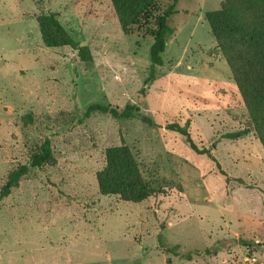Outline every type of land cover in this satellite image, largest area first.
<instances>
[{"label":"rangeland","instance_id":"rangeland-1","mask_svg":"<svg viewBox=\"0 0 264 264\" xmlns=\"http://www.w3.org/2000/svg\"><path fill=\"white\" fill-rule=\"evenodd\" d=\"M221 2L177 3L175 32L151 75L152 39L125 36L109 0H0V190L46 139L52 148L0 199V264H264V149L252 133L224 138L248 117L204 18ZM50 13L90 47L92 63L44 45L37 17ZM95 103L139 108L154 125L135 111L83 119ZM171 124L187 126L226 176ZM123 143L164 193L141 203L99 194L105 150ZM161 246L199 255L188 261Z\"/></svg>","mask_w":264,"mask_h":264},{"label":"trees","instance_id":"trees-1","mask_svg":"<svg viewBox=\"0 0 264 264\" xmlns=\"http://www.w3.org/2000/svg\"><path fill=\"white\" fill-rule=\"evenodd\" d=\"M117 22L125 36L138 35L153 41L150 51L151 75L155 67L163 65L162 54L174 29L170 19L177 14L176 5L180 0L165 4L161 0H109ZM205 21L210 27L217 49L226 59L233 81L243 99L248 117V126L242 130L224 135L232 141L253 134L264 149V0H222L220 8L205 13ZM41 37L47 48L70 47L77 51L82 62L93 61L90 47L76 41L57 18V14L37 17ZM151 78V77H150ZM140 115V109H119L111 105L95 103L88 106L83 119L93 113L110 114L115 119H128ZM142 117V116H141ZM25 125L33 123V116L22 117ZM82 121V119L80 120ZM142 121L153 126L151 120L142 117ZM168 130L184 137L190 148L199 155L216 159L210 149H198L189 136L188 128L177 124L168 125ZM52 156L50 140L46 139L37 153L32 154L28 165H19L10 171L6 183L0 190V199L10 196L33 168L41 169ZM221 169L220 164L217 162ZM221 173L226 176L225 171ZM99 194L117 196L122 201L141 203L154 195L164 193L156 181L147 180L140 172L139 164L130 147L123 143L105 150V166L96 173ZM229 180V179H228ZM241 182V180H237ZM164 254L191 261L199 252L184 253L178 246H161ZM206 255L217 254L211 249ZM167 264L171 261L167 258Z\"/></svg>","mask_w":264,"mask_h":264}]
</instances>
